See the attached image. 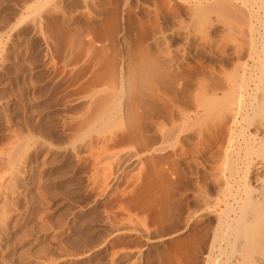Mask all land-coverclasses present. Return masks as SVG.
I'll list each match as a JSON object with an SVG mask.
<instances>
[{
  "label": "rangeland",
  "instance_id": "374dc122",
  "mask_svg": "<svg viewBox=\"0 0 264 264\" xmlns=\"http://www.w3.org/2000/svg\"><path fill=\"white\" fill-rule=\"evenodd\" d=\"M261 55L264 0H0V264L175 259L212 217L167 224L165 194L208 199L228 134L201 87L253 89Z\"/></svg>",
  "mask_w": 264,
  "mask_h": 264
},
{
  "label": "bare ground",
  "instance_id": "6f19581e",
  "mask_svg": "<svg viewBox=\"0 0 264 264\" xmlns=\"http://www.w3.org/2000/svg\"><path fill=\"white\" fill-rule=\"evenodd\" d=\"M257 56L256 60H259L260 56ZM251 74L248 75L251 77ZM235 75L237 74L235 73ZM256 75L255 78H252V81L255 79L257 83H255V86L252 85L254 88L252 87L253 89L251 90L246 88V80L241 83L240 80L243 78V76L240 77L241 74L239 76L240 78L238 75V78L236 76L234 78L233 75L231 77L232 79L234 78L231 82L237 85L235 88L230 86L231 88L229 87L230 89H228L224 85L223 89H221L222 84L220 87V84L217 85L214 83L213 85L216 87L213 88L208 87L206 89V87H201V94L194 92V89L192 90L194 92L192 94L188 88L189 85H181L178 89L175 87L177 89L175 90L176 92L172 91V87L170 88L171 90H168L177 94L174 96L179 99L178 102L181 104L180 107L182 110L179 116H182L183 119L187 120L189 117L186 109L200 107L199 102H201V98L198 100V97L203 95V98L209 97L207 100L203 99L202 101L204 103L206 101L210 102L209 115H211V118L218 117V120H221V123L217 120L220 123H217V126H220L223 122L227 123L226 119H228L229 124L227 127H229L227 128L228 134L223 150H220L219 154H217L219 155L217 157L220 163L216 165L215 173L218 179L216 181L213 180L215 181L213 193L211 195L207 193L208 197H210L204 200L205 197L203 196L206 195L202 196L199 191L197 192V189L195 191L193 190L195 209L189 212L187 207H181L176 211L171 202V198L165 194L163 218L167 220L166 223L168 221L171 222L173 219L176 220L174 218L176 217L175 215L183 217L184 219H188L187 217L191 216L197 219L198 216H202L205 212L207 217H212L210 218L211 220L208 219V224H205V227L202 226L203 228L201 229L195 228L194 225V227L185 229L183 232L181 230L180 232L183 234L180 235V239L177 237L179 240L175 241L176 243L173 246L175 248V254L177 252L175 256V259L176 257L177 259H172L174 257L166 252L161 257L162 260L160 263L157 262V264H264V73L261 72ZM249 78L247 79L248 81L251 80ZM236 79H240L239 82L241 85L236 84V81L234 82ZM175 80L176 83L179 82L177 79ZM168 82L171 86L175 83L172 79L168 80ZM175 88L173 87V90ZM199 88L200 86L196 90L199 91ZM218 93L221 94L220 97H218ZM171 94H169L170 98H172L170 101L173 100ZM173 102L176 103L174 100L170 103L174 104ZM165 109L164 112L162 111L163 115H161L167 118L172 111L167 113L171 109ZM177 110L180 111L179 108ZM154 112L153 110V114ZM168 118L167 122H170L168 125L171 122L173 124L172 117L170 119L171 121H168ZM208 119H210L209 116ZM188 190L190 189L184 186L182 188V194L185 195ZM170 222L169 225L171 224ZM175 236L177 235L175 234ZM166 238L165 240H167Z\"/></svg>",
  "mask_w": 264,
  "mask_h": 264
}]
</instances>
